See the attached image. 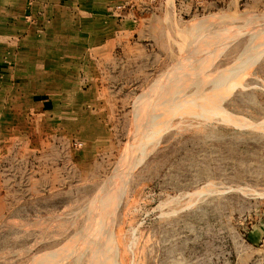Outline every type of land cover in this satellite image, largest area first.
I'll use <instances>...</instances> for the list:
<instances>
[{
    "label": "rangeland",
    "instance_id": "1",
    "mask_svg": "<svg viewBox=\"0 0 264 264\" xmlns=\"http://www.w3.org/2000/svg\"><path fill=\"white\" fill-rule=\"evenodd\" d=\"M32 1L0 0V264H264V0Z\"/></svg>",
    "mask_w": 264,
    "mask_h": 264
},
{
    "label": "crops",
    "instance_id": "2",
    "mask_svg": "<svg viewBox=\"0 0 264 264\" xmlns=\"http://www.w3.org/2000/svg\"><path fill=\"white\" fill-rule=\"evenodd\" d=\"M32 4H36L37 7L40 5V6H45V8L47 7V8L57 9L60 7H64L65 5L76 6V4H80V0H34L32 1Z\"/></svg>",
    "mask_w": 264,
    "mask_h": 264
},
{
    "label": "bare ground",
    "instance_id": "3",
    "mask_svg": "<svg viewBox=\"0 0 264 264\" xmlns=\"http://www.w3.org/2000/svg\"><path fill=\"white\" fill-rule=\"evenodd\" d=\"M89 238V237H88ZM85 240H86V238H85ZM105 250V249H104ZM86 254V253H85ZM79 259V258H78ZM79 261V260H78Z\"/></svg>",
    "mask_w": 264,
    "mask_h": 264
}]
</instances>
